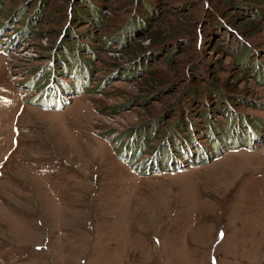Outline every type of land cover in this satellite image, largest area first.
<instances>
[{
	"label": "rangeland",
	"instance_id": "rangeland-1",
	"mask_svg": "<svg viewBox=\"0 0 264 264\" xmlns=\"http://www.w3.org/2000/svg\"><path fill=\"white\" fill-rule=\"evenodd\" d=\"M94 1L0 0V264H264V9ZM213 13L225 37L205 32ZM72 39L85 80L60 68ZM213 82L233 118L189 103ZM176 103L202 145L190 160L192 142H164Z\"/></svg>",
	"mask_w": 264,
	"mask_h": 264
},
{
	"label": "trees",
	"instance_id": "trees-1",
	"mask_svg": "<svg viewBox=\"0 0 264 264\" xmlns=\"http://www.w3.org/2000/svg\"><path fill=\"white\" fill-rule=\"evenodd\" d=\"M26 1L29 2L30 0H26ZM79 1H80L79 3H81V5L88 6V9H85V7H83L84 9L83 8L81 9V7L79 9L77 8L76 10H77L78 16H80L79 12H81L82 14H88V12H90L92 14L94 12L97 13L100 11V6L96 5L94 0H79ZM219 6L221 8V11L226 10L225 8H227V11L230 10L229 16H231L232 20H235L237 18H240V19L243 18V20H246L248 17H256L257 15H261V12L264 9V0H219ZM22 10H24V9L22 8ZM19 15H20V12L18 14H16V17H19ZM141 17L146 18V17H143V14ZM147 18H148V16H147ZM206 24H207V26H206L205 32L209 33L210 38H212L213 36H219L222 38V37H225V35L223 33H227V34L229 33V30L226 29V24H224L219 18H217L214 13L212 15L210 14V16H208V20H207ZM240 24H242V22ZM246 24L247 23L243 24V27H242L243 30L248 29L246 27L247 26ZM70 38H71V34H70ZM236 38H238V37L236 36L233 38L236 41L233 42L232 48L237 49V51H238L237 53H239V56L242 58V60L247 65H251L253 59H250V58H251V56H253L252 55L253 51L251 52V50L249 48H247L243 45L242 41H239V39H236ZM78 40L79 39H77V40L72 39L71 42H72V44H74L72 46V48L70 45H65L66 43L64 42V46H63L64 50H62L60 55L62 57H67V58L65 59L66 61L62 60L63 65H60V68L63 69L62 72L65 73L67 77L74 78V76L78 75L79 78L84 79V78H88L87 73L89 71V68H88L89 64H88V61H86V60L79 61V59L76 58L77 56H79V51L78 50L76 51L74 49V47L78 46V44H77ZM164 41H165V35L157 33L156 38L152 39V43H154L152 45V47L154 46L155 49H159L161 51L162 49H164V47H166L165 46L166 44L164 43ZM229 41H230V39H229ZM220 44L221 43H219L218 45H220ZM140 47L141 46H139V48ZM138 50L139 49H136L135 51H133V54L138 55V54L143 53L142 51H138ZM136 64H138V65H136V67L141 69L146 65V62L140 61ZM132 67H135V66H132ZM60 68H59V70H60ZM60 76H62V75L59 74V77ZM159 80H160V78L159 79H157V78L152 79V82L150 81L149 84H157V83H159ZM186 92L188 93V96L190 98L189 103L190 102L192 103L194 100L196 102H201L203 104H205L207 102V100L208 101L212 100L213 102L215 101L213 103L214 104L213 107H210V106L207 107L206 112H201V113L199 112V114L206 116V118L210 119L212 117V119H215V112L225 113L224 112L225 110L228 111L227 115H230L231 118H233L235 115L233 111H229V109H227L232 104L229 101V99L227 98V96L224 92V89L222 87L221 88L218 87V84L215 85L214 82L212 83L211 86L210 85L208 86V89L206 88L204 90L203 96H201L202 98L199 95H197V94H199V92L196 91V88L192 89L191 87H189ZM173 106H174L173 107L174 108V114L176 115V117H175V120L173 121V123L171 124L169 132H167V139L164 142H167V144H169L170 146L172 145L171 146L172 149H175L176 148L175 143L177 142L176 140L180 139V140H182V142H184V143H182V142L180 143L181 144L180 150H184V148H186L190 144V142H192L190 144L191 150L189 149L187 151H184V152L182 151V153H179V156H183V155L187 156L186 159L190 160L192 158V156L190 155V152H192V154L194 152H198L200 154L202 151V149L200 150V146H202V145H200L199 141L197 140L198 138L196 139V137L194 135L196 130H197L196 124L194 123L195 120L192 117L188 116L187 112L189 109L186 110V108H187L186 105L176 103V105H173ZM225 115H226V113H225ZM152 121H153L152 123L155 122L154 119ZM213 127H214V125H213ZM219 128H222V126H220V127L216 126L214 129L216 131H218ZM228 128L225 131V126H224L222 128V130L220 131V132H222V134L221 133H219V134L213 133V134H211L209 139H211V138L220 139V138H222V136L228 137L229 135H227V133H226L229 131ZM228 133L231 134L230 132H228ZM216 135H219L220 138L217 137ZM180 140H178V141H180ZM205 152H207V151L205 150ZM187 154H189L190 157ZM199 157H200V155H199ZM181 158L183 159L184 157H180V159ZM182 159L180 162H182Z\"/></svg>",
	"mask_w": 264,
	"mask_h": 264
}]
</instances>
